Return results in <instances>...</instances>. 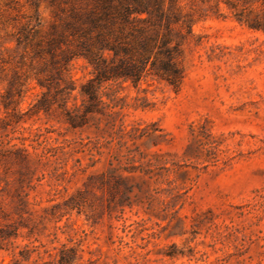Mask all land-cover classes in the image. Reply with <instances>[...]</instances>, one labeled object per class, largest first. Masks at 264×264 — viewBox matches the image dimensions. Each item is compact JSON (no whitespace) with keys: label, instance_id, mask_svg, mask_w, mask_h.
<instances>
[{"label":"rangeland","instance_id":"obj_1","mask_svg":"<svg viewBox=\"0 0 264 264\" xmlns=\"http://www.w3.org/2000/svg\"><path fill=\"white\" fill-rule=\"evenodd\" d=\"M92 1L0 0V264H264V31L239 21L263 11L180 0V87L105 83L75 128L93 67L73 62L71 97L39 80Z\"/></svg>","mask_w":264,"mask_h":264},{"label":"trees","instance_id":"obj_2","mask_svg":"<svg viewBox=\"0 0 264 264\" xmlns=\"http://www.w3.org/2000/svg\"><path fill=\"white\" fill-rule=\"evenodd\" d=\"M222 1L231 8L239 7L241 3L237 1L243 6L257 5L264 13V0ZM222 1L218 0V10ZM180 11V0H93L85 12L74 7L64 24V32L50 42L47 50L51 59L41 72L48 75V84L39 80L49 89L46 95L54 90L55 97H71L76 82L70 67L79 59L89 62L94 78L80 92L84 113L78 117L68 111V121L76 128L85 125L89 115L104 108L102 87L105 83L122 80L138 87L153 74L159 81L179 88L184 71L177 60L180 45H173V26L188 27L192 33L195 24L194 15L185 19ZM239 21L264 31V21L250 23L244 17ZM25 40H29V33L23 31L17 38L18 49L24 47ZM41 54L40 49L37 55ZM14 84L7 93V109ZM75 260L73 251H62L60 264H73Z\"/></svg>","mask_w":264,"mask_h":264}]
</instances>
